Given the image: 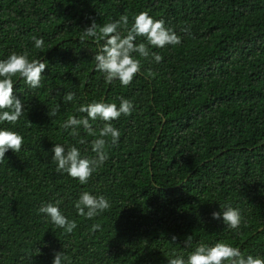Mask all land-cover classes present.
Listing matches in <instances>:
<instances>
[{"label":"trees","instance_id":"16d2710c","mask_svg":"<svg viewBox=\"0 0 264 264\" xmlns=\"http://www.w3.org/2000/svg\"><path fill=\"white\" fill-rule=\"evenodd\" d=\"M144 11L181 43L149 46L159 63L133 53L141 69L131 84H106L93 59L105 41L82 43L81 32L93 19L102 26L123 14L131 28ZM33 37L44 46L35 48ZM25 50L47 67L35 89L12 77L23 115L0 122L23 137L21 151L0 161V264H53L61 251L62 264H168L220 241L264 259V0H0V60ZM149 70L154 78H146ZM121 96L132 114L111 121L119 142L106 138L108 159L88 183L57 172L54 144L94 157L92 141L105 122L90 120L96 136L83 126L73 136L61 125L85 118L78 109L93 101L119 107ZM84 191L103 195L110 208L80 216L75 202ZM57 200L77 223L70 234L39 213ZM227 205L240 211L237 229L212 217Z\"/></svg>","mask_w":264,"mask_h":264},{"label":"clouds","instance_id":"9594fccd","mask_svg":"<svg viewBox=\"0 0 264 264\" xmlns=\"http://www.w3.org/2000/svg\"><path fill=\"white\" fill-rule=\"evenodd\" d=\"M129 18L127 14L120 16L119 20L98 25L92 20L90 26L86 27L80 36L83 43L85 38H95L97 42L104 39V44L100 51L94 55L95 70L104 74L106 84H112L118 80L121 85L127 87L133 81V78L140 73V60L133 56L138 53L142 58H148L150 55L159 63L163 57L158 53H150L149 46L154 48H165L168 45H178L181 43V37L177 35L173 28L167 27L165 21L154 20L148 12L144 11L134 16V22L131 28H128ZM123 26L126 34L120 31ZM187 32L188 29H182ZM138 37H144L146 42L135 43ZM35 48L40 49L44 46L42 38L33 37ZM27 50L23 54L12 53L7 59L0 60V122L7 121L15 124L23 115V103L14 95V85L12 77L19 75L25 80L30 88L41 86L43 73L46 70V62L41 59H28ZM147 77H155V73L149 70ZM75 99V93L68 92L64 95L66 102ZM120 104L96 102L82 105L78 111L86 113L83 119H77L75 116L69 117L62 125V129H73L72 135L78 136L76 129L83 126L85 132L90 136H96L91 121L97 119L104 121V125L99 130L98 138L92 141V151L94 157L82 156L77 147L73 146L65 149L60 144H54L52 152L53 162L57 165L56 171L67 173L71 178L78 179L80 184H87L93 173L108 159L106 146L108 140L115 145L119 142L120 133L112 125L111 121L118 119L121 115H131L133 103L124 98L118 97ZM59 106L49 111L51 118L58 113ZM30 123V122H29ZM31 124V123H30ZM80 143H85L81 140ZM23 137L14 131L0 129V161L5 159V154L12 150L15 153L21 151ZM62 201L57 200L55 204L46 203L40 206L39 213L50 217L51 222L58 228L64 229L67 233H72L77 227L76 221L68 220L60 211L59 204ZM75 207L80 216L92 219L99 213L110 208V203L106 197L94 196L90 192L84 191L80 194L79 199L75 202ZM212 217L215 220H223V223L230 229H237L241 223V214L239 209L230 205L220 206V211H214ZM99 224L92 225V231L100 229ZM177 237L173 236L175 241ZM192 236L187 237L185 246H190ZM39 251V250H38ZM175 256V253H173ZM68 260L64 252H55L53 264H62ZM264 264V259L248 255L246 258L242 255L238 247L220 241L213 246L199 244L196 249L189 254L187 260L182 257H176L168 260V264ZM70 264V262H69Z\"/></svg>","mask_w":264,"mask_h":264}]
</instances>
